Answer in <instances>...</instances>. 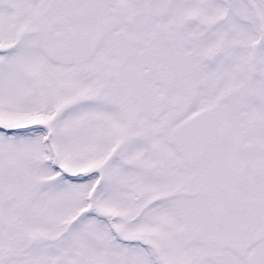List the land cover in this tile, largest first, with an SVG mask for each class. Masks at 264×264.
Masks as SVG:
<instances>
[{"label": "snow or ice", "instance_id": "snow-or-ice-1", "mask_svg": "<svg viewBox=\"0 0 264 264\" xmlns=\"http://www.w3.org/2000/svg\"><path fill=\"white\" fill-rule=\"evenodd\" d=\"M0 264H264V0H0Z\"/></svg>", "mask_w": 264, "mask_h": 264}]
</instances>
